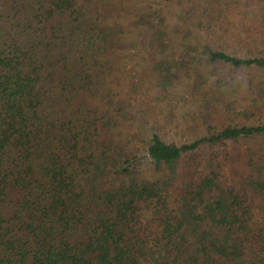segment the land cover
Masks as SVG:
<instances>
[{"label":"trees","instance_id":"1","mask_svg":"<svg viewBox=\"0 0 264 264\" xmlns=\"http://www.w3.org/2000/svg\"><path fill=\"white\" fill-rule=\"evenodd\" d=\"M222 13L220 0H0V264H264V121L233 122L248 106L218 76L264 70V56L214 46ZM139 55L130 91L187 74L225 109L189 142L152 132L154 178L136 171L139 112L120 85Z\"/></svg>","mask_w":264,"mask_h":264},{"label":"rangeland","instance_id":"2","mask_svg":"<svg viewBox=\"0 0 264 264\" xmlns=\"http://www.w3.org/2000/svg\"><path fill=\"white\" fill-rule=\"evenodd\" d=\"M220 1L223 12L220 24L223 29H218V35L211 33L209 38L213 40L214 46H219L220 49L238 56H264L263 3L259 0H232L234 7L226 11L227 0ZM168 17L170 18L169 23L175 20L173 13ZM133 33L134 31H129L126 35L129 38L134 36ZM175 53L179 54L178 51ZM146 62L142 55H139L130 65H126L128 69L123 67L126 79L122 78L120 85L124 90L122 91L123 98L133 106L134 111L136 109L139 112L135 111V116L130 120L132 142H135L139 148L135 154L141 156L139 161H136L138 162L136 171L140 176L154 178L159 173L146 151V143L152 132L158 131L166 141L179 144L189 142L207 132L209 114L216 116L219 111L224 113L225 109L222 104L214 105L213 112L210 113L212 110L208 109L202 101L200 93L192 91L187 84L186 79H189L187 74L184 75L185 78L176 80L166 92L151 82H146L147 86H136L135 90L130 91L131 80L135 81L139 77L135 74L141 71ZM218 71V76L221 79H229L227 84L224 83L219 88L228 91L231 89L229 85H232L235 90L232 94L226 93L224 98L231 99L237 96L239 102L235 103L236 108L244 109L248 106L245 110H248L249 113L239 114L238 112L236 116H232V121L239 124L264 121V103H261L259 108L252 107L253 101L249 97L252 90L256 91V87H260L264 99V70L250 67L235 68L230 63H222L218 64ZM213 77L215 78V76ZM236 82L240 83L236 85ZM215 125L218 127L219 122H216ZM123 137L126 138V135L121 133L120 138ZM247 145H253L252 141H240L233 146L229 143L227 150H230L231 157L240 161L241 157L238 156V151H241L242 148L245 150ZM233 154H237V156ZM245 154L244 151V157H246ZM229 161L224 166L227 173Z\"/></svg>","mask_w":264,"mask_h":264}]
</instances>
